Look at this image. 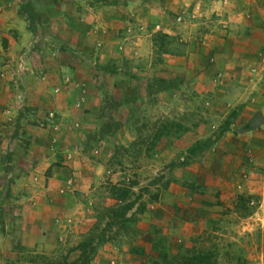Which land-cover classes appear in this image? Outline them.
Returning <instances> with one entry per match:
<instances>
[{
  "label": "crops",
  "instance_id": "obj_1",
  "mask_svg": "<svg viewBox=\"0 0 264 264\" xmlns=\"http://www.w3.org/2000/svg\"><path fill=\"white\" fill-rule=\"evenodd\" d=\"M21 1L0 0V264H38L24 253L50 252L65 242L77 213L60 189L71 168L77 179L86 166L104 170L105 162L84 154L83 142L100 132L105 97L129 77L121 63L132 75L184 74L200 92H214L212 100L224 110L237 105L238 120L224 130L217 158L224 169L239 166L246 149L264 160V65L252 61L254 47L264 49V40H255L264 30L239 27L215 50L183 37L181 51L165 54L160 64L155 36L193 33L201 21L191 25L189 15L212 17L201 0L48 1L56 14H23ZM259 3L230 0L228 11L249 21ZM213 55L216 65L209 66Z\"/></svg>",
  "mask_w": 264,
  "mask_h": 264
},
{
  "label": "rangeland",
  "instance_id": "obj_2",
  "mask_svg": "<svg viewBox=\"0 0 264 264\" xmlns=\"http://www.w3.org/2000/svg\"><path fill=\"white\" fill-rule=\"evenodd\" d=\"M202 1L212 17L189 15L191 25L201 22L186 35L159 32L155 61L163 64L165 54L181 51L183 37L215 50L239 27L264 30V0H257L260 9L249 21L230 14V0ZM39 2L22 0L20 12H58ZM253 50L252 61L264 65V49ZM120 65L129 77L105 97L100 132L83 142L84 154L105 162L104 170L86 166L77 179L71 168L60 194L74 201L77 214L65 244L25 256L38 264H264V160L246 149L239 166L224 169L217 158L224 130L238 120V106L224 110L212 100L214 92H200L184 74L161 82ZM208 65H216L214 55ZM212 74L217 79L219 73ZM3 188L8 193L10 183Z\"/></svg>",
  "mask_w": 264,
  "mask_h": 264
},
{
  "label": "trees",
  "instance_id": "obj_3",
  "mask_svg": "<svg viewBox=\"0 0 264 264\" xmlns=\"http://www.w3.org/2000/svg\"><path fill=\"white\" fill-rule=\"evenodd\" d=\"M164 38H168V36L167 35H164ZM156 79L160 80L161 82L167 81V79H161V78H156ZM171 79H175V78H171ZM41 264H43V263H41ZM47 264H67V261L64 260L63 263H58V262L57 263H53V262L48 261Z\"/></svg>",
  "mask_w": 264,
  "mask_h": 264
}]
</instances>
